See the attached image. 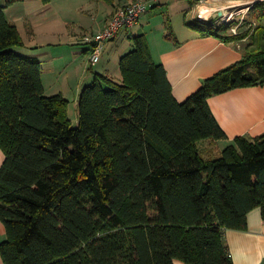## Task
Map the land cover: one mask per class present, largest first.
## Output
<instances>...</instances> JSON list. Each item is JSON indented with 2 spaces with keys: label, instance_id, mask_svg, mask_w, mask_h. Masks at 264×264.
Returning <instances> with one entry per match:
<instances>
[{
  "label": "trees",
  "instance_id": "16d2710c",
  "mask_svg": "<svg viewBox=\"0 0 264 264\" xmlns=\"http://www.w3.org/2000/svg\"><path fill=\"white\" fill-rule=\"evenodd\" d=\"M0 1V242L4 264H234L226 229L264 219V134L237 136L216 157L199 143L228 138L210 97L264 84V0L252 33L188 20L226 41L250 35L243 57L184 101L145 34L120 58L121 79L97 73L79 98L48 95L41 63ZM49 2L50 0H43ZM193 1V0H191Z\"/></svg>",
  "mask_w": 264,
  "mask_h": 264
},
{
  "label": "crops",
  "instance_id": "0c3cea01",
  "mask_svg": "<svg viewBox=\"0 0 264 264\" xmlns=\"http://www.w3.org/2000/svg\"><path fill=\"white\" fill-rule=\"evenodd\" d=\"M132 1L21 0L8 6L5 15L22 35L24 45L16 48L18 53L41 63L46 93H61L69 101L74 100L75 110H79V98L84 87L95 81L97 73L121 79L120 58L134 48L133 35L136 34L147 36L152 55L156 62L166 67L174 96L179 101H184L201 87L204 79L243 57L238 41H226L217 34L205 33L201 29L196 31L185 27L182 33L174 35H168L164 30L153 36L143 31V16L147 10L136 26L121 29L115 38L105 42L97 61L91 63L92 44L86 37L100 32L119 8ZM165 1L172 2L160 0L150 5H162ZM203 1L206 6L212 7L210 15L215 22L220 20L218 15L221 11L229 13L228 9L236 6L233 0L226 1L228 4L222 0ZM181 2L188 24L193 15L196 17L195 6L199 7L200 3L196 0ZM214 10L219 13L218 18L213 17ZM235 10L230 12L235 15ZM96 66H99L96 71H91ZM209 104L228 136L226 139L199 143L201 151L209 154V157L214 154V149L219 155L237 136L256 137L264 134V84L216 94L210 97ZM4 157L0 147V167ZM5 238L6 227L0 220V242ZM224 240L234 264H264V219L261 208L256 207L248 213L247 228L226 229ZM175 264L186 263L175 260Z\"/></svg>",
  "mask_w": 264,
  "mask_h": 264
},
{
  "label": "rangeland",
  "instance_id": "374dc122",
  "mask_svg": "<svg viewBox=\"0 0 264 264\" xmlns=\"http://www.w3.org/2000/svg\"><path fill=\"white\" fill-rule=\"evenodd\" d=\"M134 1V0H133ZM202 0H196L197 3H200V6H195L197 13L195 12L196 16L198 14V10L201 8L208 9L205 13V15H209L211 12L210 6H206V2H201ZM224 1V4H228L226 1L229 0H222ZM258 1L263 0H233L232 3L236 4L235 7H232L228 9V11L235 10V15H233L232 19L225 22H221V24H229V29L227 31L228 34H243L245 32L252 33L256 25L259 23V14L257 11H252V8L254 9V5L258 3ZM243 2V3H242ZM238 4V5H237ZM242 4V5H241ZM245 7V8H244ZM246 9V11H243V9ZM240 11V13H239ZM213 17H216L219 13L214 11ZM114 16V15H113ZM212 15H209V17ZM113 18V17H112ZM111 18V19H112ZM144 19V30L147 33H151V35H158L161 31L167 30V34L174 35L177 32H181L185 27L192 28L196 31L200 30L199 28L193 27L190 24H187L186 21V12L183 10V5L181 0H172V2H163L162 5H149V9L147 13L143 16ZM192 18V17H191ZM190 18V20H191ZM218 18V16L216 17ZM213 19V18H212ZM192 20H196V17H194ZM215 20V19H214ZM210 22V21H209ZM219 24V22H216ZM220 24V25H221ZM145 33V32H143ZM92 36V35H91ZM87 38V37H86ZM250 35H246L244 38L239 40L237 43L243 50V47L249 42ZM92 54L90 55V62L92 63ZM99 67V66H98ZM92 68L91 71H96V68ZM68 116L71 119V124L73 127H78L80 125L79 121V110H75V104L74 100H70L68 104ZM215 150H212L214 154L210 157H216L218 154L215 153ZM204 157H209V154H205V152H202ZM0 264H4L1 257H0Z\"/></svg>",
  "mask_w": 264,
  "mask_h": 264
},
{
  "label": "built area",
  "instance_id": "2783aa9c",
  "mask_svg": "<svg viewBox=\"0 0 264 264\" xmlns=\"http://www.w3.org/2000/svg\"><path fill=\"white\" fill-rule=\"evenodd\" d=\"M153 1H160V0H134L131 3L125 5L122 8H119L116 13L114 14L113 18L110 20V22L97 34L92 36H87L86 40L92 44V62H96L98 57L100 56L103 45L105 42L112 40L115 38L118 33L123 28H133L136 26L142 15L148 10L149 5ZM208 9L201 8L198 10V14L196 16L197 20H203V21H210L211 16L205 15ZM215 11V10H214ZM219 14L220 20L218 19L217 22H219L220 25L221 22L227 21L232 19L234 13H223Z\"/></svg>",
  "mask_w": 264,
  "mask_h": 264
},
{
  "label": "water",
  "instance_id": "95a60500",
  "mask_svg": "<svg viewBox=\"0 0 264 264\" xmlns=\"http://www.w3.org/2000/svg\"><path fill=\"white\" fill-rule=\"evenodd\" d=\"M220 14H222V12Z\"/></svg>",
  "mask_w": 264,
  "mask_h": 264
},
{
  "label": "bare ground",
  "instance_id": "6f19581e",
  "mask_svg": "<svg viewBox=\"0 0 264 264\" xmlns=\"http://www.w3.org/2000/svg\"><path fill=\"white\" fill-rule=\"evenodd\" d=\"M243 3V2H242Z\"/></svg>",
  "mask_w": 264,
  "mask_h": 264
}]
</instances>
